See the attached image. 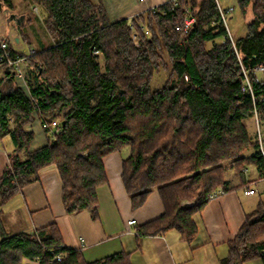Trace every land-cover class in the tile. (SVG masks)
Returning <instances> with one entry per match:
<instances>
[{
    "label": "trees",
    "instance_id": "1",
    "mask_svg": "<svg viewBox=\"0 0 264 264\" xmlns=\"http://www.w3.org/2000/svg\"><path fill=\"white\" fill-rule=\"evenodd\" d=\"M32 1L47 11L45 26L53 42L29 57L30 95L17 86L4 92L14 73L0 67V139L10 136L14 145L0 178V209L37 181L41 168L54 164L66 212L88 210L96 220L98 189L108 184L103 160L128 147L122 178L132 208H141L153 191L165 208L138 234L177 230L190 244L198 234L195 215L211 193L247 187L249 163L264 179V159L246 126L255 108L264 113V72L262 79L254 73L259 66L264 70V0H236L252 19L234 43L220 22L216 0H187L173 11L164 4L116 22L100 0ZM185 7L196 23L181 36L176 26ZM5 9H13L12 0H0V14ZM141 25L149 33L135 45L132 27L140 31ZM162 66L170 68V77L153 89L151 80ZM244 70L252 93L242 91ZM36 118L57 122L59 129L32 151L34 134L24 126ZM230 173L238 185L231 187ZM187 201L190 206L183 204ZM1 223L0 264H132L124 252L85 260L80 249L65 246L55 224L9 234ZM57 255L63 258L57 261ZM256 260L264 264L263 200L246 214L221 264Z\"/></svg>",
    "mask_w": 264,
    "mask_h": 264
},
{
    "label": "crops",
    "instance_id": "2",
    "mask_svg": "<svg viewBox=\"0 0 264 264\" xmlns=\"http://www.w3.org/2000/svg\"><path fill=\"white\" fill-rule=\"evenodd\" d=\"M98 1V0H93ZM111 22L131 19L148 12L153 8L164 5L166 0H100ZM33 12L43 10L41 23L28 8L19 12L25 17L26 27L17 25L18 34L9 45L17 52L22 40L29 43V48L35 51L48 47L52 42L44 44L36 35L26 32V28H33L36 24L47 32L44 18L47 11L40 5L30 3ZM15 2L13 8L17 11ZM31 14L28 18L27 12ZM18 12V11H17ZM28 18V19H27ZM40 18V16H39ZM30 26V27H29ZM49 35V33H48ZM39 46H35L32 38ZM50 39L51 36L49 35ZM34 46V47H33ZM38 47V48H37ZM263 78V72L257 74ZM13 87V79L7 80ZM13 89V88H12ZM11 89V90H12ZM253 118L246 121L248 132L256 136L252 127ZM37 119L33 124L24 126L26 131L33 132L34 140L31 150L44 147L49 141V135L40 126ZM14 149L10 136L0 139V178L5 168L9 166V153ZM130 149L124 148L114 152L103 160L108 184L98 189L99 215L95 220L88 210L75 214H68L63 203V182L56 165H48L38 172V180L22 188L0 209V219L9 234L33 233L37 229L55 224L60 232L63 243L68 248L80 249L87 261L103 259L115 253L124 252L129 255L132 264H221L229 251V242L234 240L241 229L247 213L257 209L258 202L252 198L258 192L254 185L264 184L259 179V172L254 163L246 168L247 187L233 189L219 197L208 201L201 213L195 215L198 234L193 243L181 240L177 230H170L164 235H141L137 229L163 215L165 208L158 191H153L145 204L134 210L130 196L125 188L122 173L123 164ZM238 182H232V186ZM264 186V185H263ZM254 190L255 194H246L247 190ZM129 221H135L130 226ZM246 264H261L259 260Z\"/></svg>",
    "mask_w": 264,
    "mask_h": 264
},
{
    "label": "built area",
    "instance_id": "3",
    "mask_svg": "<svg viewBox=\"0 0 264 264\" xmlns=\"http://www.w3.org/2000/svg\"><path fill=\"white\" fill-rule=\"evenodd\" d=\"M144 1V0H140ZM187 0H166L165 4L169 6V9L171 11L175 10L182 2H185ZM216 4L220 13V22L224 24L227 31V37L234 43V38L228 28V25L226 22H228V16L232 14L235 10L234 7L230 8H223L221 5L220 0H216ZM158 8L151 9L152 11H156ZM184 19L181 24H178L176 26V29L178 32H180L181 35H184L188 33L193 25L196 23V17L191 12V10L187 7L184 8ZM132 35L131 40H133L135 45H139L140 43V36L141 34L148 35L147 29L141 25L140 31L136 30L134 27H132ZM8 42L6 40H0V67L3 65H7L8 67L13 69V80L15 83H17V86L20 87L27 95H30L28 84H27V74L29 69V57L35 53V50L33 48L29 49V52L25 55L15 54L9 49V45H7ZM97 54H99V51H96ZM259 72H264L263 67L259 66L255 69V74L257 75ZM249 73L244 70V87L242 91H250L252 93L251 88V82L249 79ZM253 119L256 124V141L258 142L259 146V152L261 154L262 159H264V113L255 108L254 110V116ZM42 129L46 132H48L49 135L54 136L58 132V124L57 122H52L51 124L49 122H42L41 125ZM246 194L253 195L255 194L254 190H247ZM222 195V192L215 191L210 194L209 199L213 200L217 197ZM128 224L130 226L135 224V221H129ZM63 258L62 255L55 256V260L60 261Z\"/></svg>",
    "mask_w": 264,
    "mask_h": 264
},
{
    "label": "rangeland",
    "instance_id": "4",
    "mask_svg": "<svg viewBox=\"0 0 264 264\" xmlns=\"http://www.w3.org/2000/svg\"><path fill=\"white\" fill-rule=\"evenodd\" d=\"M16 5V8L18 9L17 11L13 8L12 10H8L5 9L1 14H0V40H6V41H11L12 43H14V38L15 36L18 34V28L16 27V23L14 21H8V17L11 14H16L17 16H20L21 13L19 12L21 9L23 10V8L25 9H29L33 14H35V17L39 20L38 22L41 23V18L44 17L43 15V10L41 8H39V11L37 12H33V9L31 6H29V0H13ZM221 5L223 6V8H230V7H234L235 10L232 14H230L228 16V28L233 36L234 39L242 37L243 35L246 34L247 31V23L249 21H251L252 19V13H248L247 15H244L240 9H238V5L236 0H220ZM30 5L33 6L32 2L30 3ZM28 13V11H26ZM31 14L28 13L26 17H30ZM40 16V18H39ZM27 18V19H28ZM45 22V18L43 19ZM29 23L25 24V19L24 22L21 24V26H27ZM33 28H26V32H30V34H34L36 35L39 39H41L42 42H44V44H48L50 42H52V38L50 39L49 35H48V30L47 32L45 31L43 25H42V30L37 26L36 24L33 25ZM28 27V26H27ZM30 27V26H29ZM47 29V28H46ZM137 30V29H136ZM183 36V35H181ZM32 38V37H31ZM33 42L35 41L32 38ZM35 46H39V44L36 43V41L34 42ZM34 47V46H33ZM38 48V47H37ZM17 49H19L20 54L21 53H28L29 52V43L25 42L24 40H22V44L20 45V47H18ZM39 51V50H37ZM166 62H168L169 66V61L167 60ZM29 70V69H28ZM170 77V68H164V66H162L160 69H158V71H156L153 75V78L151 80V87L153 89H159L161 88L166 81L168 80V78ZM10 85V84H9ZM8 82L5 81L3 84V91L4 92H9L11 91L12 88H14L15 86H17V83H15L14 85H12L13 87L9 86ZM18 87V86H17ZM38 118H36L37 120ZM254 122L252 120V127L255 129V125ZM250 153V152H249ZM251 164V163H249ZM247 164V166L249 165ZM228 179H231L232 182H239L237 176H234L233 173H230L229 176L227 177ZM264 184H258V185H254L255 189H257V193L256 195L252 198L253 200H263L264 201ZM184 205L190 206L191 203L189 201L187 202H183ZM26 262V261H25Z\"/></svg>",
    "mask_w": 264,
    "mask_h": 264
},
{
    "label": "water",
    "instance_id": "5",
    "mask_svg": "<svg viewBox=\"0 0 264 264\" xmlns=\"http://www.w3.org/2000/svg\"><path fill=\"white\" fill-rule=\"evenodd\" d=\"M25 17L17 16L16 14H11L8 17V21H14L17 25H21L24 22Z\"/></svg>",
    "mask_w": 264,
    "mask_h": 264
}]
</instances>
